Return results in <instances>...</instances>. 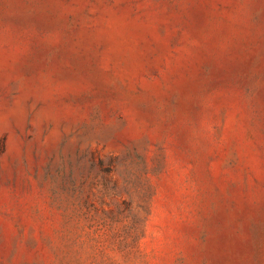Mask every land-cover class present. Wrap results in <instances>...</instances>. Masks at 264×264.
<instances>
[{
	"label": "rangeland",
	"instance_id": "1",
	"mask_svg": "<svg viewBox=\"0 0 264 264\" xmlns=\"http://www.w3.org/2000/svg\"><path fill=\"white\" fill-rule=\"evenodd\" d=\"M0 264H264V0H0Z\"/></svg>",
	"mask_w": 264,
	"mask_h": 264
}]
</instances>
